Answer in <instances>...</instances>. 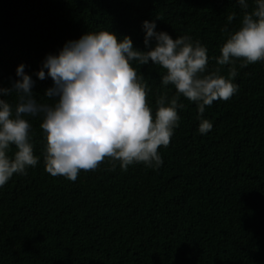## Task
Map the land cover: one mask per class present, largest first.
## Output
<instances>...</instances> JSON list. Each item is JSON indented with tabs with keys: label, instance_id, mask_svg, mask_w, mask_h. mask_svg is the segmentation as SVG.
<instances>
[{
	"label": "trees",
	"instance_id": "obj_1",
	"mask_svg": "<svg viewBox=\"0 0 264 264\" xmlns=\"http://www.w3.org/2000/svg\"><path fill=\"white\" fill-rule=\"evenodd\" d=\"M242 15L234 0H0V88L24 63L43 96L52 81L34 73L47 54L100 30L143 50L142 22L157 17V31L199 40L208 70L227 76L229 66L213 57L227 37L222 29L238 28ZM237 67L238 93L204 113L213 123L207 135L197 131L196 105L181 98L158 170L104 163L75 182L53 177L44 170L40 121L30 119L40 162L0 188V264H264V63ZM139 70L155 110L156 97L174 90L160 85L162 68Z\"/></svg>",
	"mask_w": 264,
	"mask_h": 264
},
{
	"label": "clouds",
	"instance_id": "obj_2",
	"mask_svg": "<svg viewBox=\"0 0 264 264\" xmlns=\"http://www.w3.org/2000/svg\"><path fill=\"white\" fill-rule=\"evenodd\" d=\"M234 6L243 13L240 26L222 29L227 37L220 55L213 57L218 66H229L227 76L220 67L208 70V49L199 40L157 31L159 17L142 22L143 50L129 36L100 30L47 54L34 73L40 81H52L43 96L34 92L36 80L25 71L27 65L19 64L17 79L0 88V188L40 162L30 119L40 121L44 170L72 182L81 171H95L104 163L113 170L127 171L135 164L158 170L164 163L160 149L169 146L180 124L182 97L196 105L197 131L207 135L213 128L204 118L207 108L239 91L237 61L239 68L264 63V0H234ZM236 16L229 13L228 24ZM149 65L162 68L160 85L174 90L171 97L167 92L156 97L155 110L139 70Z\"/></svg>",
	"mask_w": 264,
	"mask_h": 264
}]
</instances>
